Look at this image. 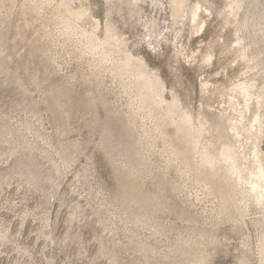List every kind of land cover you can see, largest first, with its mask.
<instances>
[{"label":"rangeland","instance_id":"374dc122","mask_svg":"<svg viewBox=\"0 0 264 264\" xmlns=\"http://www.w3.org/2000/svg\"><path fill=\"white\" fill-rule=\"evenodd\" d=\"M58 2L0 0V264H264V102L239 112L264 92V0H66L89 8L76 24ZM95 20L235 168L242 214L195 179L198 155L174 154L164 104L138 105L120 55L87 47ZM122 181L157 200L130 208Z\"/></svg>","mask_w":264,"mask_h":264},{"label":"bare ground","instance_id":"6f19581e","mask_svg":"<svg viewBox=\"0 0 264 264\" xmlns=\"http://www.w3.org/2000/svg\"><path fill=\"white\" fill-rule=\"evenodd\" d=\"M51 2H54V1H51ZM57 2H58V0H57ZM67 2H66V0H61V1L58 2V5H57L59 7H62L61 8L62 9L61 16H62V19H63L62 22L66 21V20L70 21V19L72 17L73 21H72V19H71V21L76 24V22H78V21H76L77 19L84 17L86 14L89 15V12H87L88 9H89L88 7H83L82 8V6H81L78 9L74 10L72 8V5H71V7L67 5ZM85 5L86 4H84V6ZM196 14L197 13L195 11L194 14H193V18L196 16ZM74 19H75L76 22L74 21ZM100 24L102 25L103 23L101 22ZM77 25H78V23H77ZM99 26H100L99 22L95 20V22H91L90 23L89 31H83L84 28L83 29L81 28L82 31L80 30V32H82L83 35H84V39H85V43H86L87 47H89L92 50H96L98 52L97 54H100L102 56L106 55L105 57H107V58L109 57V56H107L108 54L109 55L110 54L111 55L115 54V56H117L116 54L120 55V57H119L120 60H118V61H120L119 67L125 73H130V74L133 75V80H131L130 83H131L132 87L135 89L134 90L135 91V95L134 96H136L135 98L137 99L138 105L141 108H143L144 110H146L149 114L152 115V113L154 111L156 112L155 109L157 108V106H159L161 104L162 105L164 104L163 105V112L161 113L160 117H158L159 121H157L158 122L157 127L159 129H161V127H162L161 126L162 125L161 121H168V122H170V124L174 123V125H175L174 136L175 137L177 136V137L181 138V141L179 143L178 142L175 143L173 141H170L168 143V146H171L173 149H175L174 154L178 153V154H181V156H183L184 159L183 158L182 159L185 161L186 167H188V166L190 167V165H191L190 164L191 157L193 155L194 156L198 155L197 166L193 167L191 165L192 171L195 174L194 175L195 179L201 181L204 184L205 188H207L208 191H210L212 193H215V194H217L220 197L221 203H220L219 206L221 207L222 210H229L231 205L233 203H235L233 206H234V208L236 210V213L239 214V215L242 214L244 212V210H243L244 208H242L239 205L243 204L244 207L247 205L246 203L250 199L249 196H251L252 191H248L249 192V195H248L247 192H244L245 187H243L242 185H239V187H238V185L235 182L232 181L234 173H235V168L232 167L230 164L227 165V164L217 163L219 160H214L213 158H211L208 155L206 149L201 148V146L199 145V136L200 135L194 129V125H193V122H192L191 118L188 115H186L183 111L182 112L180 111L179 98L176 96V94H173L172 98L169 99V100L165 97L164 88L159 83L158 79L153 78V76L148 73L143 60L137 54H135L134 52H130V50H128V48H126V46L123 44V41H122L121 37L118 36V34L115 32V30H113V27H114L113 23L105 21L103 26H101L102 28L100 27V29H99L101 31L100 34H98L99 31H97L98 33L96 32V30H98ZM87 29H88V27H87ZM90 49H88V50H90ZM85 59H86V57H85ZM97 60H98V57H97ZM98 63L101 64L102 62H98ZM96 65H99V64H96ZM116 71L118 72V70H116ZM119 73H121V71ZM263 99H264V92L258 93L256 98H254L255 101L252 100L251 102H249V98L248 97H243L242 104H241L242 108L239 109V112L242 113L243 115H245V113H252V109L259 110V108H261V106L263 105V102H264ZM57 103H59V102H57ZM87 105H89V104H87ZM53 106H55V105H53ZM56 106H58V105H56ZM59 106H61V105H59ZM63 106H65V105H63ZM65 107H68V106H65ZM56 112H58V111H56ZM64 112H65V110H64ZM257 119H258V117H257ZM169 128H170V126H169ZM154 138H156V137H154ZM166 146H167V144H166ZM126 150L128 151V149H126ZM172 153L173 152H171V154ZM134 165H136V164H134ZM140 165L141 164H139V166ZM135 168L137 169L136 166H135ZM135 168H134V170H135ZM136 171H134V172H136ZM125 182L122 181L123 189H125V191H128V192L132 193V195L130 197H127L125 195V196H123V198H122V195H121L122 199L121 198H119V199H121L123 201V203L125 202L126 205L127 204L129 206L130 205H136V207L139 206V207H142V208H145L147 206L151 207L150 204L152 202L154 203V200L156 199L157 196L155 197V199L154 198H150V197H146V196H144L145 194L144 195L142 194L143 192L142 193L140 192V189H139L140 187H138L136 185L137 183L136 184L135 183H129V184L127 183L126 184ZM252 186H253L254 192H257L259 190V183L253 184ZM237 189H238V192H239V198L236 197L232 193L234 190H237ZM130 193H127V194L129 195ZM149 196H151V195H149ZM160 201H158V203ZM163 202H164V199H163ZM238 203H242V204L238 205ZM161 205H159L158 207H160ZM155 206H156V204H155ZM149 207L147 208V210L149 209ZM130 208H132V207L130 206ZM231 211H232V209H231ZM142 218H140V219H142ZM144 220H146V219H144ZM186 243H187V241L185 242V244ZM194 251H196V248H195ZM196 255H197V259L196 260H198V262L201 261L203 259V257H204L202 252L200 254H196Z\"/></svg>","mask_w":264,"mask_h":264}]
</instances>
